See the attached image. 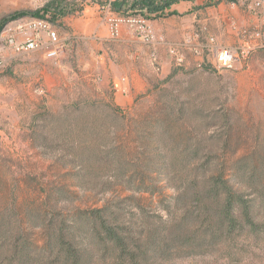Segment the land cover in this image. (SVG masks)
<instances>
[{
  "label": "rangeland",
  "instance_id": "obj_1",
  "mask_svg": "<svg viewBox=\"0 0 264 264\" xmlns=\"http://www.w3.org/2000/svg\"><path fill=\"white\" fill-rule=\"evenodd\" d=\"M181 1L186 0L168 8ZM131 2L0 0V42L30 18L64 29V15L85 5H101L107 25L112 15H141L151 22L146 10L115 6ZM203 2V7L216 4ZM63 40L62 54L69 41ZM199 41L165 38L157 50L166 45L173 66L162 73L151 54L147 88L132 104L118 103L123 97L115 89L98 88L79 69L77 58L75 69L66 70L43 50L0 57V224L12 225L36 244L34 255L42 254L43 262L46 234L42 225L30 223L32 213L47 224L59 213H90L106 205L120 212L127 238L145 248L155 228L193 223L184 220V208H195L189 186L204 172L220 171L245 195L264 193V62L238 52L234 68L224 69L215 56L223 45L212 36ZM186 42L208 46L196 53ZM172 48L183 56L182 64ZM257 220L264 221V213ZM190 230L185 227L187 235L171 241L164 254L149 253L145 264H264V240L241 237L195 250ZM90 239L81 232L79 242ZM9 243L7 237L0 239V257ZM94 252L93 264H111L114 253Z\"/></svg>",
  "mask_w": 264,
  "mask_h": 264
},
{
  "label": "trees",
  "instance_id": "obj_2",
  "mask_svg": "<svg viewBox=\"0 0 264 264\" xmlns=\"http://www.w3.org/2000/svg\"><path fill=\"white\" fill-rule=\"evenodd\" d=\"M168 1L163 0L157 4L156 0H132L129 8L139 12L146 10L154 18L164 13L176 0ZM221 1L224 0H215V3ZM115 6L118 10L127 7L121 3ZM173 76L174 73L166 80ZM189 189L188 198L196 206L189 211L184 208L183 216L184 220H193V223L185 226L182 221L174 229L168 230L155 228L145 248L136 247L127 238L128 232L120 224V212L106 205L90 213L79 210L71 211L68 216L59 213L47 224H42L40 214L32 213L29 215L30 223L40 224L45 230L47 261L43 262L42 254L34 255L36 244L30 243L22 232H15L12 225L0 224V239L7 237L10 240L9 251L0 257V264H93L94 251L114 253L111 264H145L149 253L160 250L164 254L171 241L187 235L183 231L185 227L192 228L188 234L193 237L195 250L230 244L241 237L264 240V221L257 220L264 213V193L245 195L220 171L204 172L201 178L193 181ZM81 232L90 234V242H79Z\"/></svg>",
  "mask_w": 264,
  "mask_h": 264
},
{
  "label": "crops",
  "instance_id": "obj_3",
  "mask_svg": "<svg viewBox=\"0 0 264 264\" xmlns=\"http://www.w3.org/2000/svg\"><path fill=\"white\" fill-rule=\"evenodd\" d=\"M203 1L176 3L165 9L166 14L152 18L151 23L171 43L188 37L195 42H200L199 38L207 41L212 36L218 45L233 47L244 58L249 54V59L259 58L264 62V0H224L205 7ZM129 7L127 12L138 11ZM175 9L182 13L169 12ZM103 14L101 5H85L81 12L64 15V29L58 32L69 41L56 63L72 70L77 58L79 69L86 72L85 77H92L98 88L115 89L123 97L118 103L132 104L147 88L146 73L154 67L151 46L134 36L127 25L122 26L119 39H112ZM157 53L162 73L168 74L173 66L168 47L160 45ZM191 59L196 57L191 54Z\"/></svg>",
  "mask_w": 264,
  "mask_h": 264
},
{
  "label": "built area",
  "instance_id": "obj_4",
  "mask_svg": "<svg viewBox=\"0 0 264 264\" xmlns=\"http://www.w3.org/2000/svg\"><path fill=\"white\" fill-rule=\"evenodd\" d=\"M261 2H257L259 5ZM127 25L134 36L152 47V58L154 66L159 64L157 47L165 41V38L158 34L150 20L141 15H112L108 18L110 35L113 39H119L122 33V26ZM0 42V57L8 52L25 53L34 50H43L49 59L57 60L65 49V43L59 35L58 30L50 21L42 18H30L27 22L21 23L16 30L2 37ZM186 46H193L196 53L208 45L186 42ZM171 54L176 56L178 64L184 62L183 56L177 48L171 49ZM238 51L235 48L217 47L215 50L216 60L219 67L232 69L238 60ZM125 80V79H123Z\"/></svg>",
  "mask_w": 264,
  "mask_h": 264
}]
</instances>
